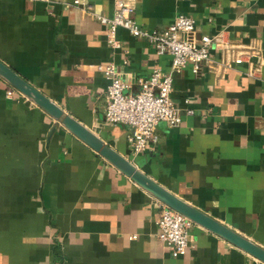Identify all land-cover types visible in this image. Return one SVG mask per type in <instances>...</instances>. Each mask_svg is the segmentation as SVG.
I'll return each instance as SVG.
<instances>
[{"label": "crops", "instance_id": "1", "mask_svg": "<svg viewBox=\"0 0 264 264\" xmlns=\"http://www.w3.org/2000/svg\"><path fill=\"white\" fill-rule=\"evenodd\" d=\"M87 1L106 15L115 7ZM127 1L145 27L183 12L194 33L221 31L255 52L174 72L181 121L158 122L141 152L127 124L105 120L96 66L117 64L134 92L139 77L169 70L170 54L123 27L110 47L105 25L74 0H0V59L162 186L264 247V0ZM231 51L210 50L217 61ZM158 201L0 75V264H264L195 222L173 256L157 234Z\"/></svg>", "mask_w": 264, "mask_h": 264}, {"label": "built area", "instance_id": "2", "mask_svg": "<svg viewBox=\"0 0 264 264\" xmlns=\"http://www.w3.org/2000/svg\"><path fill=\"white\" fill-rule=\"evenodd\" d=\"M74 2L84 5L91 16L105 25L106 41L110 47L120 46L117 30L123 27L130 34L147 39L157 54L171 55L169 70L163 71L156 67L147 76L139 77V87L134 92L124 91L128 84L122 78L117 64L109 61L96 66L107 78L104 118L108 122H120L129 126L126 139L135 152L143 151L149 142H157L158 122L175 126L181 121V110L170 96L174 72L187 63L191 64L195 72L202 63H211L225 69L233 63L242 62L248 55L255 54L246 50L243 44L240 47L229 42L221 31L213 34L194 33L195 19L183 12L177 13L164 28H148L136 21L133 16L134 6L127 0H114L115 7L110 15L94 11L87 0ZM192 33L194 34L191 35ZM227 47L233 48L229 55L231 58L224 56L217 61L210 52L213 48L223 50ZM249 73L252 74V71ZM186 112L192 110L187 108ZM158 202V237L173 256L181 255L189 245L190 227L194 221L162 201Z\"/></svg>", "mask_w": 264, "mask_h": 264}, {"label": "water", "instance_id": "3", "mask_svg": "<svg viewBox=\"0 0 264 264\" xmlns=\"http://www.w3.org/2000/svg\"><path fill=\"white\" fill-rule=\"evenodd\" d=\"M0 75L120 171L149 190L160 201L264 262V247L162 186L1 59Z\"/></svg>", "mask_w": 264, "mask_h": 264}]
</instances>
